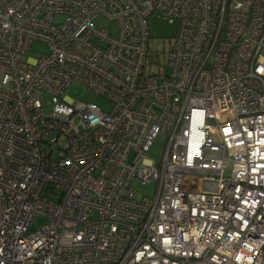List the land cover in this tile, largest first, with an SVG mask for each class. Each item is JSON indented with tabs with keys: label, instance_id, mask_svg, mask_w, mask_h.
I'll return each instance as SVG.
<instances>
[{
	"label": "built area",
	"instance_id": "built-area-1",
	"mask_svg": "<svg viewBox=\"0 0 264 264\" xmlns=\"http://www.w3.org/2000/svg\"><path fill=\"white\" fill-rule=\"evenodd\" d=\"M0 264H264V0H0Z\"/></svg>",
	"mask_w": 264,
	"mask_h": 264
},
{
	"label": "rangeland",
	"instance_id": "rangeland-1",
	"mask_svg": "<svg viewBox=\"0 0 264 264\" xmlns=\"http://www.w3.org/2000/svg\"><path fill=\"white\" fill-rule=\"evenodd\" d=\"M148 27L149 32L153 39H163L168 40L172 37L174 26L168 24L167 22H162L157 20L155 16L148 19ZM48 48L46 45L33 42L29 49L25 53V58L30 60H37L39 57L44 55L47 52ZM63 97L67 99L78 101V102H86V103H94L98 105L102 110H106L108 104L103 101L102 99L94 96L90 93L85 86L79 84H71L69 85L63 93ZM43 109L45 111L50 109V99L49 97H44L43 100ZM163 150V143L161 140L156 139L152 146L149 149L148 157L153 159L156 164L160 161L161 153ZM230 170V164L226 168V175H228ZM133 188L137 192V197L140 198L141 196L145 195L151 197L154 193V185H141L139 183H134ZM44 224V220L41 217H35L31 223L30 231H34L36 228Z\"/></svg>",
	"mask_w": 264,
	"mask_h": 264
}]
</instances>
